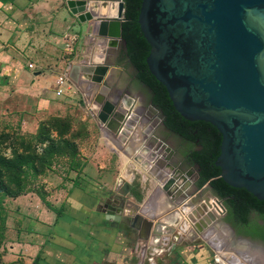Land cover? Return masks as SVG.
Returning a JSON list of instances; mask_svg holds the SVG:
<instances>
[{"label":"water","instance_id":"95a60500","mask_svg":"<svg viewBox=\"0 0 264 264\" xmlns=\"http://www.w3.org/2000/svg\"><path fill=\"white\" fill-rule=\"evenodd\" d=\"M65 3L79 22H96L108 48L119 46L125 52L123 0ZM137 21L149 44L147 68L165 87L174 109L219 131L214 160L219 176L264 200V0H141ZM107 53L102 62H75L66 69L82 93L86 91L80 87V74L96 88L90 100L96 114L114 87L105 79L109 65L116 64ZM115 106L106 124L122 113L111 132L124 142L137 115L134 108ZM179 178L185 179L180 169L162 177L163 189H171ZM128 190L129 183L123 192ZM116 196L121 201L113 208L119 216L123 197Z\"/></svg>","mask_w":264,"mask_h":264},{"label":"crops","instance_id":"0c3cea01","mask_svg":"<svg viewBox=\"0 0 264 264\" xmlns=\"http://www.w3.org/2000/svg\"><path fill=\"white\" fill-rule=\"evenodd\" d=\"M64 1L0 0V113L17 115L21 127L31 133L37 130L39 119L63 115L76 103L72 89L60 95L55 92V79L66 71L69 61H74L70 58L72 51L79 53L81 60L88 48L85 37L83 49L74 37L76 27L83 23L75 19ZM120 49L107 48V55L116 64L109 65L105 79L114 86L119 80L113 73L120 68L114 56ZM28 62L33 68L27 67ZM80 80L86 91L85 95L80 92L81 96L90 99L96 88ZM118 89L123 91L120 86ZM93 165L96 168L92 157L58 215L44 209L41 221L28 217L32 228L42 231L38 236L31 232L25 243L36 256L35 264H135L132 247H128L130 237L118 225L119 216L111 205L115 201L110 194L115 190L112 175L107 170L100 173ZM157 191L141 208L149 219L155 217L156 211L150 208L156 202ZM139 219L130 222L137 225ZM155 264L166 263L155 260Z\"/></svg>","mask_w":264,"mask_h":264},{"label":"rangeland","instance_id":"374dc122","mask_svg":"<svg viewBox=\"0 0 264 264\" xmlns=\"http://www.w3.org/2000/svg\"><path fill=\"white\" fill-rule=\"evenodd\" d=\"M97 1L100 2L102 0ZM82 25L76 27L74 37H76L78 43L80 42L83 49L82 39L87 30L86 22ZM79 57V53L76 54V52L72 51L70 58H73L74 61L69 62H80ZM33 66L32 62L27 63L28 68H33ZM122 69L120 67L114 71L113 75L119 80V83L117 85L115 83V86H113H120L125 89L128 78L125 73H122ZM70 89L74 92L76 99V103L72 105L73 107L63 115H51L39 119L37 130L33 133L21 127V121L17 115H6L4 111L0 113V136L4 134L9 136V138L0 139V151L12 157L20 156V154L27 155L31 163L33 162L38 168L43 167L40 173H35L30 164H23L22 169L26 171L24 172L30 180L29 185L26 186L23 193L1 197V217L4 218L3 220L0 219V264H35L36 256L32 254L31 249L26 247L25 243L28 241L31 232L36 233V236H38L42 234V231L32 228L33 224L29 222L31 220H27L28 217L41 221V212L44 209L54 210L55 212L60 210V207L63 206V203L69 197L71 189L78 182L77 178L81 176L83 166L92 157L96 162V168L93 165L94 169H98L100 173L103 170L111 173L112 183L115 184L113 189L116 188V181L119 177L123 180L121 185L125 182L129 183V190L123 195L122 210L117 220L118 225L120 224L125 228L130 237L128 247L134 246L140 234H147L151 229L149 225L150 219L142 212L141 208H143L151 194L155 190L157 191L156 186L160 179L152 171L144 172L133 161L134 157L132 155H135L136 149L140 144L138 140L140 134H136L135 138H133V142H135L131 144L130 148L132 150L128 151V154H124L118 149H113L108 137L102 131V125L106 124L107 119L112 115L113 110L117 109V106L107 113L104 123L101 124L96 117L97 114L90 108V101H87L88 97H82L78 88L74 89L71 87ZM122 94H126L131 98L129 110L142 104L139 96H132L124 91ZM143 106L149 108V112L152 114L159 112L155 106L149 103H144ZM148 122L150 123L151 121ZM146 124L147 122L143 121L138 131H144L147 127ZM153 126L154 124L151 127L154 131L153 136L159 138L165 144L163 149L166 154L165 159L170 160L171 156L174 158L171 139L161 136V134L159 135L158 127ZM41 157L48 159L50 163L48 165L46 162V165L39 163L41 162ZM176 163L178 164L177 166H185L184 170L186 173L192 169L194 170L190 165H183L179 159H176ZM69 165H72V170H68L67 166ZM189 173L190 176L193 174V172ZM191 186L192 184L187 190L189 193ZM156 193V202L150 209L156 211V215L162 216L163 210L161 208L164 206L160 201L163 200L165 191L161 189V191L159 190ZM110 194L112 196L117 195L114 190H111ZM20 195L22 196L17 200L16 197ZM128 197L132 198V206L129 204L124 205L125 199ZM112 199L115 200L111 204L114 206L121 201L118 197L117 199L112 197ZM124 208L125 211L123 210ZM35 212H38V214ZM182 213L181 219H185L192 227L190 215L185 214L187 213L185 211H181ZM35 214L37 215L35 216ZM135 216L141 219H139L137 225L130 222ZM178 220L179 218H176L173 222L175 232L179 230ZM195 232H198L199 235L182 239L171 250L156 256V262L162 261L166 264H219L217 259L218 249L209 244L196 228ZM228 242V247L222 249L227 252L228 259H231L232 255H240L236 250L231 249L233 246L234 248L249 251L245 255H240L243 260H250L254 257L255 253L251 250L252 245L240 242L231 244L229 239Z\"/></svg>","mask_w":264,"mask_h":264},{"label":"trees","instance_id":"16d2710c","mask_svg":"<svg viewBox=\"0 0 264 264\" xmlns=\"http://www.w3.org/2000/svg\"><path fill=\"white\" fill-rule=\"evenodd\" d=\"M123 3L122 38L125 44V54L129 56L131 64L137 70V77L150 88L151 104L161 111L164 117L163 123L186 140L196 144L197 149L192 151V159L198 165L197 184L208 181L212 192L218 198L223 199L229 216L235 215L237 219L245 220L247 211L254 206L258 209L259 217L264 221V200L257 199L243 187L229 185L219 176L220 168L214 164V160L219 153L221 135L216 127L207 121L189 120L180 115L174 109L165 87L149 72L145 61L149 44L137 21L141 0H123ZM1 138H9V136L4 134L0 136ZM41 158L39 163L43 165L50 163L48 159ZM23 164H30L35 173L43 170V167L40 169L33 162L31 163L27 155L20 154V156L12 157L0 151V202L2 196H15L23 193L29 185L30 180L26 171L22 169ZM67 168L68 170L73 169L72 165ZM1 211L0 207V219L3 220ZM59 213L60 210L56 212L57 215Z\"/></svg>","mask_w":264,"mask_h":264},{"label":"built area","instance_id":"2783aa9c","mask_svg":"<svg viewBox=\"0 0 264 264\" xmlns=\"http://www.w3.org/2000/svg\"><path fill=\"white\" fill-rule=\"evenodd\" d=\"M84 37L87 40L88 48H87L86 56L82 58L80 62L96 63V62L104 61L108 48L106 45L107 40L105 37L99 36L97 34L95 21H92L89 24ZM95 51H97L96 55L94 54ZM97 56H101L102 60L96 61L95 57ZM55 84H56L55 92L57 95L63 94L64 92L63 90L70 89L71 87L77 89V87L67 77L66 71H63L57 76V78L55 79ZM90 100L91 98L87 101ZM143 109H144V113L142 115L145 117V119H143L142 116L135 111L137 115V120L135 121V124L129 131V134L124 142H120L117 139L116 136L117 133L116 134L113 133V136L115 137L118 143H120L124 148L126 149L128 148V150L131 151L132 149L130 148V146L132 143L135 142V141L133 142V138H135L136 134H140V138L138 139L140 144L136 149L135 157H137L138 159L145 160V162H147L150 165V167L152 166L153 174H155L159 179H161L164 176L166 179L172 176L177 169L175 167H169L168 160L165 159L166 154L163 150L165 144L162 141H160L159 138H155L153 136L154 131L152 130L153 128L151 129V127L153 124L155 127H157L161 121V117L158 113L152 114L151 112H149V108L143 107ZM143 121L147 122L146 124L147 127L145 128L144 131H138L141 128ZM148 121L151 122L149 123ZM149 153H153V154L158 153L160 160L156 159V161H153L154 158H152L151 156L148 157ZM132 157H134V155H132ZM191 171L194 173L193 169ZM182 172L184 173V176L186 178L187 177L186 171L184 170ZM179 180L183 181L182 178H179L177 181ZM122 181L123 180H121L120 177L117 178L115 190L117 195L123 197L125 193L122 190V185H121ZM159 182L157 183V186L160 185V187L163 189V183L161 181ZM187 192H188L187 199H193L196 193H192L191 190L190 193L189 191ZM131 200H132L131 197L125 199L124 205L129 204L130 206H132L133 204ZM196 202L197 204L194 206V208L201 211L203 215L208 216V221H206L207 224H211L212 217L220 215L223 211V207L220 201L213 196L206 194L205 197L201 198L199 201ZM176 208L178 212L176 214L167 217V219L163 220L162 222H160V220L156 221L158 219L156 214L155 217L151 218V220H153L154 222L149 223L151 227L149 232L144 235L140 234L139 238L134 243V246H132V253L133 256L135 257V264H145L147 262L155 264L154 258L156 256H160L163 252H167L171 250L176 243H178L179 241H181L186 237L187 238L189 237L186 231L184 230L185 224L183 225V223L185 219H181V216L183 215V213L181 214V211H183V209L178 206ZM123 210L125 211V208ZM188 215L190 214L188 213ZM176 218H179L178 224L180 225L179 230L177 232H175L173 228L174 226L173 222L176 220ZM191 223L193 225L192 227L187 222V224L195 233L196 227L194 228L193 221H191ZM173 232H175V234H173ZM191 237H194V234Z\"/></svg>","mask_w":264,"mask_h":264},{"label":"bare ground","instance_id":"6f19581e","mask_svg":"<svg viewBox=\"0 0 264 264\" xmlns=\"http://www.w3.org/2000/svg\"><path fill=\"white\" fill-rule=\"evenodd\" d=\"M107 11H110V13H113L114 10L110 8ZM95 59L96 61H101L102 57L97 56L95 57ZM78 78H79V83L82 82L80 79H84L83 75L81 74L78 76ZM87 83L89 84V82ZM119 102L121 103L122 107L126 109L130 106L129 104L131 100H129L128 97H125V95L121 94V91L118 89V87H113L108 98L104 102L103 106L99 107V109L97 110L96 117L101 122V124L104 123L107 113H109L113 109L115 104ZM134 109L136 112H138L142 116L143 119H145V117L142 115L144 113L143 107L138 105ZM122 117H123L122 113H120L117 116H112L110 121L107 124H105L104 126L102 125V131L108 137V141L111 143L112 145L111 147L113 149L115 150L118 149L122 153L128 154V151H129L128 148L126 149L120 143H118L115 137L112 135V132L109 131V129H111L110 127H113V125H117L118 123H120V120L122 119ZM149 156L154 158L153 161H156V159L160 160L158 153L156 154L149 153L148 157ZM134 158L137 159V161L136 159H133L134 163L137 164L144 172L152 171V166L150 167V165L147 162H145V160L138 159L137 157H135V155H134ZM189 172H187L186 174L187 177L183 181L179 180L174 184V186L171 187V189H169L168 191L164 190L165 193H164V197L162 198L163 200L160 201V203L164 206L163 208H161L164 214L162 217H160L161 215H157L158 219L156 221L160 220V222H162L163 220H166L167 217L173 214H176L178 212L176 207L178 206L182 208L183 211L187 212L186 214L188 213L190 214V218L192 219V221L194 220L193 223L196 229L201 232V234L206 238L209 244H211L214 248L218 249L217 259L219 261V264H264L263 249L253 244H252L251 250L255 254L253 258L251 259L249 258L250 260L248 259L243 260L242 256H240L242 254L245 255L249 253V251L245 249L234 248V246L231 249L236 250V252H238L240 255L239 256L232 255L231 259H228L227 252L222 250L224 247L227 248L229 245V242H228L229 232L227 228L222 227L219 233L218 231L211 229L212 226L207 227L208 224L206 223V221H208V216L203 215L201 211L194 208V206L197 204L196 201H194L193 199L192 201L187 199L188 197L187 190L189 186L192 184V178L194 176V173L190 176ZM127 187H128V182H125L124 188L122 189L124 190ZM159 188H161L160 185L157 186V190L161 191L162 188L161 189ZM166 193L167 195H165ZM143 207H145V205ZM137 219H138L137 216L133 218V220H137ZM150 222H154V221L150 219ZM183 225H184V230L186 231L189 237L193 236V234L197 235L198 232L194 233L193 230L190 228V226L187 224V222L184 221ZM236 242L237 241H235L234 244ZM249 243L248 245H250Z\"/></svg>","mask_w":264,"mask_h":264},{"label":"flooded vegetation","instance_id":"af4514ba","mask_svg":"<svg viewBox=\"0 0 264 264\" xmlns=\"http://www.w3.org/2000/svg\"><path fill=\"white\" fill-rule=\"evenodd\" d=\"M114 58L117 61V64L123 68L122 73H125L127 76V82L125 89L122 88V90L125 93H128L132 96H139L141 101V107L144 103L151 104V98H152V92L147 84H145L141 79L137 77V70L135 67L129 62L126 58L125 52L121 49L120 51H117ZM121 91V94L123 93ZM126 97L129 98L128 95L125 94ZM131 100V98H129ZM152 105V104H151ZM159 112H157L160 117L161 121L158 124V132L161 136H166L171 139V144L173 147V154L174 158L171 156L170 160H168L169 166L175 167L176 169H180L184 171L185 166H177L176 159H179L183 165L185 164L190 165L194 168V176L192 178V186H191V192L196 193L194 195L193 200L199 201L201 198L205 197L206 194L213 196L217 198L222 207L223 211L218 216L212 217V223L208 224L207 227L212 226L211 229H214L215 231H218L220 233L221 228H227L229 232V241L231 244H234L235 241L244 243L248 245H257L261 247L264 251V221L259 217L258 209L257 207H250L247 211L245 220H239L237 217L229 216L227 209L225 208L223 204V199L218 198L213 192L211 187L209 186L208 181L197 184L198 180V165L193 162L192 159V151L194 149H197L196 144L186 140L183 138L180 134L176 133L174 130L169 128L163 123V115L159 109H157ZM196 172V174H195ZM191 200L192 199H188ZM200 232V231H199ZM199 234L197 233V236ZM196 236V235H195ZM243 239V240H242ZM246 240V241H245ZM207 241V240H206ZM249 241V242H247ZM208 242V241H207ZM236 242V243H237Z\"/></svg>","mask_w":264,"mask_h":264}]
</instances>
